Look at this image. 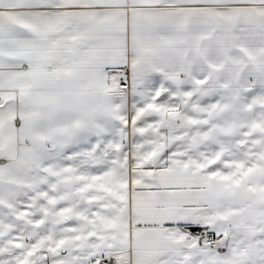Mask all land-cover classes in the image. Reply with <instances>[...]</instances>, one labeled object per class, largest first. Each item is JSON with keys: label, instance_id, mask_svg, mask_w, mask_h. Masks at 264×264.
<instances>
[{"label": "snow or ice", "instance_id": "1", "mask_svg": "<svg viewBox=\"0 0 264 264\" xmlns=\"http://www.w3.org/2000/svg\"><path fill=\"white\" fill-rule=\"evenodd\" d=\"M0 264H264V0H0Z\"/></svg>", "mask_w": 264, "mask_h": 264}]
</instances>
